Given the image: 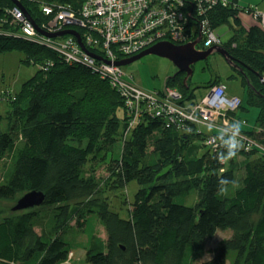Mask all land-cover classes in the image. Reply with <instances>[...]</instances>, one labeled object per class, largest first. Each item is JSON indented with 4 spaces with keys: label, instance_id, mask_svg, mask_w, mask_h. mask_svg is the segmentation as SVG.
<instances>
[{
    "label": "trees",
    "instance_id": "trees-1",
    "mask_svg": "<svg viewBox=\"0 0 264 264\" xmlns=\"http://www.w3.org/2000/svg\"><path fill=\"white\" fill-rule=\"evenodd\" d=\"M18 1L39 23L42 5H68L77 14L85 0ZM13 5L0 0V53L18 51L37 69L0 104V264H68L78 249L84 264H264V151L242 147L234 159L219 162L221 147L205 146L195 125L170 123L145 102L127 104L129 94L95 64L68 63L41 41L24 38L12 22ZM199 16L187 41L201 25L243 63V77H228L240 79L257 115L249 127L238 118L242 134L264 147V32L256 21L243 25L237 0L217 2ZM225 23L233 34L221 42L215 29ZM76 29L85 48L104 58L100 44L86 45L87 29ZM109 50L115 61L126 58L117 44ZM182 79L169 75L165 86L182 95L180 106L194 104ZM154 92L166 99L164 90ZM239 108L247 110L241 98ZM236 111L227 115L237 118ZM221 178L239 185L228 197L217 195ZM107 189L115 193L104 196ZM33 190L44 193L40 206L13 211L15 203L10 209L1 203ZM115 194L125 203L123 215L113 206ZM228 228L233 234L202 260L205 241Z\"/></svg>",
    "mask_w": 264,
    "mask_h": 264
},
{
    "label": "built area",
    "instance_id": "built-area-1",
    "mask_svg": "<svg viewBox=\"0 0 264 264\" xmlns=\"http://www.w3.org/2000/svg\"><path fill=\"white\" fill-rule=\"evenodd\" d=\"M219 2L227 6L229 0H85L80 12L74 13L70 6L44 4L41 6L43 17L36 23L25 8L14 6L10 9L12 22L17 23L20 34L45 44L61 55L68 63H82L87 66H97V70L107 76L112 85L123 88L128 94L127 104L145 102L152 108L155 116H163L170 123L185 121L196 127L209 124L217 127L223 126L227 119V113L234 112L240 99L235 96H227L223 85L213 86L208 93L202 96L194 104L180 106L182 95L173 88L164 90V98H158L152 92H146L140 88L128 84L122 80V73L116 65L115 56L110 52L109 46L117 44V47L127 56L134 55L153 44L164 40L175 44L187 42L192 36L188 29L192 23L196 27V19L206 13L209 7ZM254 19L264 31V10L250 8ZM193 18L194 21L192 20ZM194 22V25H193ZM38 27L44 33H55L68 28L82 27L87 29L84 41L86 45H101L106 50L104 58L97 60L85 52L73 36H66L63 40L48 37L39 33ZM199 27V28H198ZM199 34L202 37L203 47L218 44V39L212 30L199 25ZM202 32V33H201ZM42 38H38V37ZM82 40V38H81ZM83 43V41H82ZM163 98V99H164ZM199 130V129H198ZM200 132V130H199ZM203 143L208 147L216 148L219 141L215 132H209L203 137ZM240 143L245 149L256 146L264 151V147L258 142L241 134Z\"/></svg>",
    "mask_w": 264,
    "mask_h": 264
},
{
    "label": "rangeland",
    "instance_id": "rangeland-1",
    "mask_svg": "<svg viewBox=\"0 0 264 264\" xmlns=\"http://www.w3.org/2000/svg\"><path fill=\"white\" fill-rule=\"evenodd\" d=\"M237 6L239 9L241 22L245 25H250L255 22V19L252 15V12L247 11V7L254 6L257 9L262 10L264 6V0H237ZM234 25L238 26L237 23H234ZM243 28L245 29V27ZM215 32L219 35L220 41L225 42L231 38L233 29L230 23H225L224 25L215 29ZM21 58L22 54L18 51L0 53V104L3 103L4 96L7 97V94H12L13 92L19 90L22 82L31 77L37 69L36 63H25L21 61ZM77 64L81 63L77 62ZM192 68L193 73L188 79V94L193 93L195 99L198 100L208 91L210 85L213 84L215 80H219V83H222L225 86L226 94L241 98L243 105L247 108V110L239 108L236 111L237 118L240 117L241 119H246L245 126L249 127L254 124L257 115V108L246 103V95L243 84L237 77H228L231 67L219 54L214 53L205 60L195 62ZM121 70L124 74V78L131 82V84L146 92H152L162 90L164 79L169 75L175 74L177 72V67L172 61L167 58L153 54H147L140 59L131 62L130 64L121 66ZM198 128L205 133L209 132L208 129L203 125L198 126ZM4 149L5 147L2 150ZM4 161L5 159L1 160L2 163L0 164V170H2L3 168ZM6 163L8 164L7 160ZM102 172L103 169L101 168V166H99L96 169V173L101 174ZM100 177L105 180L109 177V175L106 171H104ZM131 188L132 186L127 189L125 202L128 201V196L131 195ZM113 193L115 192L107 189L104 192V196H109ZM1 203L6 208L10 209V207L15 202ZM113 206L116 210L122 213L121 215L124 214L123 209L125 208V203L118 194H115V197H113ZM229 229L230 228L226 230H218L212 238H209L205 241V251L202 260L210 257L212 249L221 239L225 237L229 238V236L233 234V231ZM100 234L103 235V228L101 226ZM77 239L79 241L81 237L78 236ZM69 256L70 262L68 264H84L83 250L78 249L75 252H71Z\"/></svg>",
    "mask_w": 264,
    "mask_h": 264
},
{
    "label": "water",
    "instance_id": "water-1",
    "mask_svg": "<svg viewBox=\"0 0 264 264\" xmlns=\"http://www.w3.org/2000/svg\"><path fill=\"white\" fill-rule=\"evenodd\" d=\"M13 3L19 7L21 3L18 0H12ZM37 31H40L38 27H36ZM41 32V31H40ZM44 33V32H42ZM44 35L48 37H57L62 35H71L76 38V41L79 43L80 47L85 51L89 52L81 41V37L78 31L73 29H66L55 33H44ZM201 37L198 35L196 39L193 41L187 42L185 44L176 45L169 41H160L152 46L140 51L139 53L130 56L128 58L122 59L116 62V65L123 66L130 64L131 62L140 59L141 57L147 54H153L160 57H164L172 61L175 66L177 67L176 73H185L182 82L185 84V87H188V79L191 77L193 73V64L197 61L204 60L208 58L210 55L214 53H218L220 56L223 57L225 62L232 67L233 69H237V71L241 70V68L233 61L232 57L228 54V52L223 49L222 46L215 45L211 46L206 50H198L196 45L200 42ZM92 57L95 59H100L97 55L89 52ZM241 63V62H239ZM243 64V63H241ZM166 78L163 82V87L165 86ZM247 85L249 83L247 82ZM44 202V193L41 191H28L21 195L12 206L13 211L23 210L27 208L37 207L40 206Z\"/></svg>",
    "mask_w": 264,
    "mask_h": 264
},
{
    "label": "clouds",
    "instance_id": "clouds-1",
    "mask_svg": "<svg viewBox=\"0 0 264 264\" xmlns=\"http://www.w3.org/2000/svg\"><path fill=\"white\" fill-rule=\"evenodd\" d=\"M13 2V1H12ZM14 4V3H13ZM14 6H17V5H13ZM21 8H24L23 5L21 4ZM19 7V6H18ZM263 10V8H262ZM256 21V20H255ZM257 22V21H256ZM259 25V24H258ZM260 27V26H259ZM77 28V27H76ZM76 28H68V29H73V30H76ZM261 28V27H260ZM39 29V28H38ZM40 30V29H39ZM66 30V29H65ZM41 31V30H40ZM38 31L39 33H42V31L40 32ZM263 31V30H262ZM264 32V31H263ZM44 34V33H42ZM200 35V34H198ZM63 36V35H62ZM71 36V35H69ZM57 37H60V36H57ZM198 37V36H197ZM196 37V38H197ZM201 37V35H200ZM75 38V37H74ZM195 38V39H196ZM76 39V38H75ZM161 41H167V40H161ZM191 41V40H190ZM190 41H187V42H190ZM193 41V40H192ZM202 41V37H201V40L200 42ZM160 42V41H159ZM171 42V41H169ZM187 42H184V43H181V44H185ZM200 42L198 44H200ZM173 43V42H171ZM175 44V43H173ZM181 44H176V45H181ZM198 44L196 45V48L198 50H201V49H208L210 48L211 46H215V45H219L220 44H214V45H211L207 48H202L203 46H201L200 48H198ZM85 52H87L85 50ZM89 55H91L89 52H87ZM139 53V52H138ZM137 54V53H136ZM135 55V54H134ZM133 56V55H131ZM130 56H127L126 58H128ZM222 57V56H221ZM117 62V61H116ZM236 63V62H235ZM237 64V63H236ZM241 64V63H240ZM240 68L243 64L239 65L237 64ZM119 66V65H118ZM120 67V66H119ZM240 72L242 73H238V75H241L242 77L244 76V73L242 71V68L241 70H239ZM217 84H220V85H223L222 83H217ZM216 83L210 85L208 91L206 93H208L210 91V89L217 85ZM224 86V85H223ZM248 87V85H247ZM166 88H168L167 86H164L162 88V90H165ZM225 88V86H224ZM205 93V94H206ZM204 94V95H205ZM225 94H226V88H225ZM203 95V96H204ZM227 95V94H226ZM227 96H230V95H227ZM237 97V96H235ZM239 98V97H238ZM240 99V98H239ZM238 109V108H237ZM236 109V110H237ZM235 110V111H236ZM234 111V112H235ZM232 112V113H234ZM231 113V114H232ZM198 128V127H197ZM207 128V127H206ZM244 128V121H241L240 118H238L237 120H233L231 122H226L223 126H219L217 127L216 125L214 124H209L208 125V131L209 132H215V137L216 139L219 141V146L221 147L222 151H220L218 154H217V160L221 163H226L227 161L229 160H232L234 159L238 152L240 151V149L242 148V144L240 143V136L242 134V130ZM199 129V128H198ZM200 130V129H199ZM200 132H202L204 135H206L207 133L203 132L202 130H200ZM205 145V144H204ZM207 146V145H205ZM208 147V146H207ZM239 185L238 183L235 181V180H229L228 178H221L218 180V190H217V195L220 196V197H228L230 195V192H232L234 189L238 188Z\"/></svg>",
    "mask_w": 264,
    "mask_h": 264
},
{
    "label": "flooded vegetation",
    "instance_id": "flooded-vegetation-1",
    "mask_svg": "<svg viewBox=\"0 0 264 264\" xmlns=\"http://www.w3.org/2000/svg\"><path fill=\"white\" fill-rule=\"evenodd\" d=\"M199 45V44H198ZM201 50H203V49H201ZM205 50V49H204ZM218 54V53H217ZM223 58V57H222ZM207 59V58H206ZM230 74L229 75H234V76H237L238 75V73H242V72H240V71H237V69H233L232 67H231V70H230V72H229Z\"/></svg>",
    "mask_w": 264,
    "mask_h": 264
},
{
    "label": "bare ground",
    "instance_id": "bare-ground-1",
    "mask_svg": "<svg viewBox=\"0 0 264 264\" xmlns=\"http://www.w3.org/2000/svg\"><path fill=\"white\" fill-rule=\"evenodd\" d=\"M204 60H205V59H204ZM181 74L183 75V78H184L185 73H182V72H181ZM226 119H227V121L231 122V121H233V120H237L238 118H232V116L227 115ZM175 121H176V120H175ZM180 121H182V120H180Z\"/></svg>",
    "mask_w": 264,
    "mask_h": 264
},
{
    "label": "crops",
    "instance_id": "crops-1",
    "mask_svg": "<svg viewBox=\"0 0 264 264\" xmlns=\"http://www.w3.org/2000/svg\"><path fill=\"white\" fill-rule=\"evenodd\" d=\"M244 26H246V27H250L251 25H253V23L252 24H250V25H245V24H243Z\"/></svg>",
    "mask_w": 264,
    "mask_h": 264
}]
</instances>
